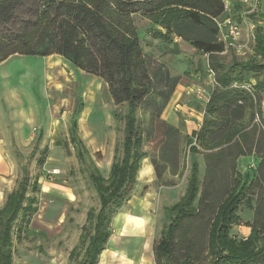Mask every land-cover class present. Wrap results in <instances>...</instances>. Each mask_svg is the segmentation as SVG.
Masks as SVG:
<instances>
[{
  "label": "trees",
  "instance_id": "obj_1",
  "mask_svg": "<svg viewBox=\"0 0 264 264\" xmlns=\"http://www.w3.org/2000/svg\"><path fill=\"white\" fill-rule=\"evenodd\" d=\"M25 1L0 0V64L16 55L59 56L107 84L117 107H128L122 157L115 156L107 179L92 163L91 181L100 210L87 214V223H93L94 228L83 264H98L112 235L115 214L133 195L146 157L144 147L158 139L155 151L162 137L180 134L161 119L180 78L173 77L165 63H150L135 15L150 22L155 40L174 44L172 55L180 54L177 40L207 55L216 80L202 128L195 141L187 140L192 158L189 187L180 202L164 210L166 225L154 249L155 263L193 264L201 262L203 254L210 264H264V132L253 125L257 115L264 125V79L259 77L264 75L263 29L256 31L254 46L261 61L237 58L227 67L221 56L232 50L220 40L214 21L225 11L222 0H38L35 16L22 20L16 10ZM14 24L15 30L4 31ZM251 77L258 78L253 94L237 87ZM139 111L150 116L145 133L138 125ZM79 112L78 108L75 114ZM114 116L123 120L117 112ZM77 130L73 120L71 144L77 146L82 160L88 151ZM200 152L206 163L202 182L195 160ZM251 156L258 164L241 181L237 161ZM45 162L46 156L38 165L43 167ZM22 172L17 188L0 207V264H14L13 229L17 221L22 218L28 226L29 217L38 213L35 194L40 192V177L33 179L27 166ZM245 207L253 211L250 221L240 216ZM192 223H198L197 227L192 229ZM241 225L251 230L246 239L232 234L233 227Z\"/></svg>",
  "mask_w": 264,
  "mask_h": 264
},
{
  "label": "rangeland",
  "instance_id": "obj_2",
  "mask_svg": "<svg viewBox=\"0 0 264 264\" xmlns=\"http://www.w3.org/2000/svg\"><path fill=\"white\" fill-rule=\"evenodd\" d=\"M37 1L26 0L16 10V16L22 20L33 18ZM134 21L150 63L156 65L164 60L171 72L179 73L180 79L187 81L193 73H198L200 78H190L200 88L197 94L211 89V82L216 85L209 70L205 72L207 64L195 73V64L188 63L197 55L192 47L177 40L181 56H171L174 44L155 40L150 22L142 16L135 15ZM16 27L14 24L3 29L9 31ZM245 28L249 30L248 25ZM261 29L264 31V27ZM221 57L229 67L237 59V53L227 51ZM259 77L264 79V75ZM77 108L80 112L74 115ZM114 111L122 121L114 118ZM127 111V105L115 106L109 87L101 79L79 71L59 56L16 55L0 64V207L17 188L24 166L33 179L40 177V192L35 194L38 213L29 217L28 226L20 218L13 229L14 264H83L94 228L93 223H85V217L89 211L97 214L100 210L99 197L91 181L92 163L100 166L107 179L108 173L101 167L115 156L122 157ZM137 116L138 125L145 133L150 116L143 111ZM73 120L88 151L82 160L77 146L71 144ZM46 149L48 152L44 153ZM44 156L46 162L40 167L38 160ZM246 210L245 207L242 211ZM120 212L124 210L117 211ZM197 225L192 223L191 228ZM150 235V253L155 260L160 229ZM201 255V262L193 264H210Z\"/></svg>",
  "mask_w": 264,
  "mask_h": 264
},
{
  "label": "crops",
  "instance_id": "obj_3",
  "mask_svg": "<svg viewBox=\"0 0 264 264\" xmlns=\"http://www.w3.org/2000/svg\"><path fill=\"white\" fill-rule=\"evenodd\" d=\"M234 4L237 5L235 2ZM257 21L259 22V28H263L261 22L264 23V3L257 16ZM243 30V41L245 42L248 34L245 25H243ZM195 54L197 55H194V59L188 60V63L195 64V73L200 70V67L205 68V64H207L205 72L208 73L210 69L208 56L197 52ZM237 58L243 62L261 61L255 48L253 54L248 58L239 55H237ZM161 63L166 62L161 60ZM171 74L173 77H181L179 73L171 72ZM190 78L198 79L200 77L198 73L195 75L193 73ZM190 78L188 81L179 80L178 86L161 116L166 125L179 130L180 134L162 137V142L155 151L153 142L144 147L146 157L141 162L133 195L130 201L121 208L124 212L115 214L111 225L112 235L106 243L105 250L99 256L98 264H156L150 253V240L152 239L150 234L154 233L157 228L160 229V233L162 232L165 208L176 205L187 193L192 171V158L189 154L190 147H188L187 140L192 139L195 141L205 118L206 105L203 102L201 103L197 97L200 88L195 85V80ZM257 80L258 78L251 77L245 84L253 85L255 91ZM210 84L211 89L204 91L209 99L215 87L212 82ZM115 113L116 111H114L113 116ZM253 125L257 127L258 132H264V125L257 123L255 120ZM195 145L194 142L192 146ZM195 160L198 163L199 179L202 182L206 171L204 153L200 152L196 155ZM111 161L109 160L106 162L108 164L101 167L108 175L113 163ZM257 164L258 160L255 156L239 158L237 161L239 179L243 181L246 175H251ZM96 166L101 173L100 166ZM240 216L243 221H250L253 218V211H242ZM85 220V223H87V214ZM232 234L238 239H246L250 236L251 230L242 225L235 226Z\"/></svg>",
  "mask_w": 264,
  "mask_h": 264
},
{
  "label": "built area",
  "instance_id": "obj_4",
  "mask_svg": "<svg viewBox=\"0 0 264 264\" xmlns=\"http://www.w3.org/2000/svg\"><path fill=\"white\" fill-rule=\"evenodd\" d=\"M222 1L225 5V11L222 16L214 20L219 30V38L225 43L227 49L236 51L237 55L241 57L248 58L254 51L253 43L256 41V31L259 26L257 16L261 11L264 0ZM234 2L237 5H235ZM243 25H248L249 27L245 42L243 41ZM209 74L215 78L213 70L209 69ZM237 87L244 88L250 93L254 92V86L251 84ZM197 95L198 99L205 105L209 102V98L204 92H200ZM262 109L264 110V101L262 102ZM255 121L261 124L258 115ZM56 173L59 174V172H54V174Z\"/></svg>",
  "mask_w": 264,
  "mask_h": 264
}]
</instances>
